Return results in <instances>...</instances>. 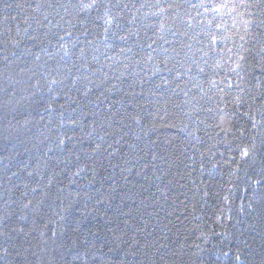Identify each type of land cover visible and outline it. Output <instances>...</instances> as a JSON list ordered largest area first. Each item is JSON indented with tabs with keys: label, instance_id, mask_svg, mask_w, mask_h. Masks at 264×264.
<instances>
[{
	"label": "trees",
	"instance_id": "trees-1",
	"mask_svg": "<svg viewBox=\"0 0 264 264\" xmlns=\"http://www.w3.org/2000/svg\"><path fill=\"white\" fill-rule=\"evenodd\" d=\"M238 2L0 0V264H264V0L247 33L213 10Z\"/></svg>",
	"mask_w": 264,
	"mask_h": 264
},
{
	"label": "snow or ice",
	"instance_id": "snow-or-ice-1",
	"mask_svg": "<svg viewBox=\"0 0 264 264\" xmlns=\"http://www.w3.org/2000/svg\"><path fill=\"white\" fill-rule=\"evenodd\" d=\"M257 2L259 3V0H257ZM254 5L252 4H249L247 3V0H239L238 3H222L220 4L219 6L215 7L213 10L216 12V13H221L222 10L224 9H227L229 12H236L237 15H239L241 17V23L244 27V30H245V33H247L249 31V29L251 28V25L253 24V20L252 19H244L243 16H244V13L243 12H240V11H237L238 9H245L247 10L248 8L250 7H253ZM93 7V4H90V3H85L81 6V11H87L88 9H91ZM110 22V21H108ZM262 23H264V21H262ZM234 26H235V20H234ZM121 39H124V37H121ZM241 40H244V36H241L240 37ZM217 43V39L215 37H213L212 39V44H216ZM149 47H151V45H149ZM241 47H243V45H241ZM67 55V53H65ZM244 60V57L241 55L238 57L237 59V62H236V68H233V69H229L230 71H233L235 72L237 68L240 67V61H243ZM217 68L220 67L219 64L216 65ZM203 71V70H201ZM52 83H56L55 81H52ZM229 87H231V84H229ZM239 98H237V103H239ZM61 144L64 143L63 140L60 141ZM244 156H247L248 155V152L245 151L243 153ZM240 257H237V260H239Z\"/></svg>",
	"mask_w": 264,
	"mask_h": 264
}]
</instances>
